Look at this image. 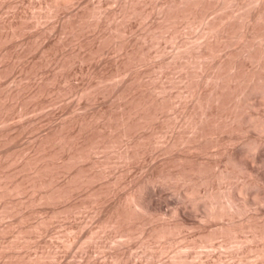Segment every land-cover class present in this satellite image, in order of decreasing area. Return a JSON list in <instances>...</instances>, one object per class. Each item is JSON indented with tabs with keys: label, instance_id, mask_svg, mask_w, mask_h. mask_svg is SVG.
Wrapping results in <instances>:
<instances>
[{
	"label": "rangeland",
	"instance_id": "obj_1",
	"mask_svg": "<svg viewBox=\"0 0 264 264\" xmlns=\"http://www.w3.org/2000/svg\"><path fill=\"white\" fill-rule=\"evenodd\" d=\"M0 264H264V0H0Z\"/></svg>",
	"mask_w": 264,
	"mask_h": 264
},
{
	"label": "bare ground",
	"instance_id": "obj_2",
	"mask_svg": "<svg viewBox=\"0 0 264 264\" xmlns=\"http://www.w3.org/2000/svg\"><path fill=\"white\" fill-rule=\"evenodd\" d=\"M262 95H263V94H261V96H262ZM202 197H203V196H202ZM208 197H209V196H208ZM226 197H227V195H226ZM206 198H207V197H206ZM210 198H211V200H212L214 197L211 196ZM199 199H200V198H199ZM199 199H198V200H199ZM214 199H215V198H214ZM155 201H156V200H155ZM156 202H157V201H156ZM218 202H219V201L216 200V201H212L211 203H212V204H216V203H218ZM151 203H152V202H151ZM218 204L220 205V203H218ZM218 204H217V206H218ZM220 206L223 207L222 204H221ZM214 207H215V205H214ZM218 208H219V207H218ZM222 209H223V208H222ZM224 209H225V208H224ZM182 212H183V211H182ZM214 214H215V213H214ZM164 230H165V229H164ZM180 260H181V259H180ZM183 262H184V260H183ZM183 262H182V263H183Z\"/></svg>",
	"mask_w": 264,
	"mask_h": 264
}]
</instances>
